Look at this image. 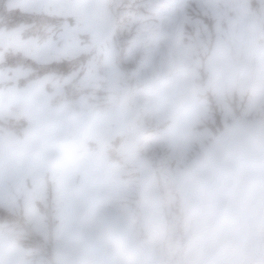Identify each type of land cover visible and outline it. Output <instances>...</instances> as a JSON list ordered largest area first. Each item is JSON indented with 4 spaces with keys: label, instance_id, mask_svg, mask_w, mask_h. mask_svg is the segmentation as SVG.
I'll list each match as a JSON object with an SVG mask.
<instances>
[{
    "label": "rangeland",
    "instance_id": "obj_1",
    "mask_svg": "<svg viewBox=\"0 0 264 264\" xmlns=\"http://www.w3.org/2000/svg\"><path fill=\"white\" fill-rule=\"evenodd\" d=\"M0 264H264V0H0Z\"/></svg>",
    "mask_w": 264,
    "mask_h": 264
},
{
    "label": "bare ground",
    "instance_id": "obj_2",
    "mask_svg": "<svg viewBox=\"0 0 264 264\" xmlns=\"http://www.w3.org/2000/svg\"><path fill=\"white\" fill-rule=\"evenodd\" d=\"M87 1V0H86ZM39 129V128H38Z\"/></svg>",
    "mask_w": 264,
    "mask_h": 264
}]
</instances>
